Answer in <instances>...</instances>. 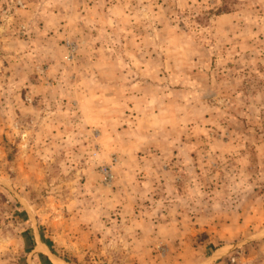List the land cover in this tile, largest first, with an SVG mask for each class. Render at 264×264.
<instances>
[{
  "label": "rangeland",
  "instance_id": "obj_1",
  "mask_svg": "<svg viewBox=\"0 0 264 264\" xmlns=\"http://www.w3.org/2000/svg\"><path fill=\"white\" fill-rule=\"evenodd\" d=\"M0 264H264V0H0Z\"/></svg>",
  "mask_w": 264,
  "mask_h": 264
}]
</instances>
